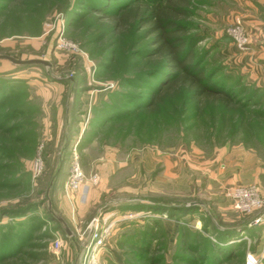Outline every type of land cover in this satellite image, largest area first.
<instances>
[{
  "label": "rangeland",
  "instance_id": "374dc122",
  "mask_svg": "<svg viewBox=\"0 0 264 264\" xmlns=\"http://www.w3.org/2000/svg\"><path fill=\"white\" fill-rule=\"evenodd\" d=\"M33 1L43 18L0 10V55L51 64L0 60V98L7 100L4 105L0 100V149H6L0 153V251L5 255L0 264H80L87 228L101 215L119 223L100 264H209L219 248L231 254L221 253L219 264H246L247 254L260 253L264 224L250 225L258 213L240 214L225 195L227 187L253 184L264 195V89L241 69L249 51L238 52L230 36L235 19L244 21L241 0H193L189 19L190 34L201 38L197 58L230 91L235 105L212 114L191 108L178 117L144 122L130 116L141 103L128 96L149 91L143 83L127 82L142 64L132 65L122 37L98 40L96 14L85 7L87 0H71L65 11L56 0ZM2 6L13 4L0 1ZM81 98H91V105ZM75 146L83 172L99 178L93 188L103 180L110 187L81 218L75 203L81 193L70 200L72 206L64 192ZM146 152L160 155L156 168L129 180L139 167L132 166V154ZM111 154L122 166L115 173L98 166ZM164 157L180 162V177H163ZM39 158L40 174L35 171Z\"/></svg>",
  "mask_w": 264,
  "mask_h": 264
},
{
  "label": "trees",
  "instance_id": "16d2710c",
  "mask_svg": "<svg viewBox=\"0 0 264 264\" xmlns=\"http://www.w3.org/2000/svg\"><path fill=\"white\" fill-rule=\"evenodd\" d=\"M0 1L13 4L12 9L8 6L0 7L1 11L10 9L20 14L28 11L30 14L38 13L43 18L42 13L35 9L36 3L33 0ZM87 1L85 7L96 14L94 20L95 25L99 26L98 40L101 42L112 37H122V44L128 46L132 57V65L137 68L142 64V70L126 80L134 87L143 83L149 95L128 96L129 101L139 100L141 103L139 110L130 116L140 117L144 122L146 117L154 120L161 117L171 119L173 114L178 117L190 112L191 108L212 114L215 108L225 111L235 105L236 100L230 91L214 81L196 56L195 48L201 38L190 34L189 19L193 15V0ZM55 5L65 11L70 8L71 0H56ZM85 15L79 21L86 19L89 14ZM35 25L39 32L41 24L37 22ZM126 37H129L127 43L124 40ZM0 100L4 105L6 95ZM12 115L5 117L10 118ZM1 120L0 130L4 128ZM5 151L4 148L0 149V153ZM218 251L209 264H219L222 261L221 253L226 258L231 256L224 249L219 248ZM0 255L5 258L3 249ZM152 262L156 263L155 260Z\"/></svg>",
  "mask_w": 264,
  "mask_h": 264
},
{
  "label": "built area",
  "instance_id": "2783aa9c",
  "mask_svg": "<svg viewBox=\"0 0 264 264\" xmlns=\"http://www.w3.org/2000/svg\"><path fill=\"white\" fill-rule=\"evenodd\" d=\"M230 36L233 40L235 48L240 53H247L250 50V39L248 29L241 18H236L233 24ZM41 153V152H40ZM39 153V154H40ZM72 162L69 177L65 185V195L69 200L75 198L76 193H81L80 203H86L89 190L92 185L97 184L99 178L97 175L86 176L83 172L77 146L71 152ZM42 158L36 160L35 171L40 174L43 167ZM226 197L232 202L234 209L240 214L252 216L255 218L250 225L258 226L264 224V195L257 184L249 186L234 185L225 188ZM111 217L101 215L95 218L88 226V238L84 248V254L80 264H100L102 250L106 247V243L112 237L113 231L117 227L119 221H112ZM128 217L122 218L126 220ZM262 248L260 253H249L246 256V264H259L264 259V231L262 232ZM56 249H59L61 243L59 240L54 242Z\"/></svg>",
  "mask_w": 264,
  "mask_h": 264
},
{
  "label": "crops",
  "instance_id": "0c3cea01",
  "mask_svg": "<svg viewBox=\"0 0 264 264\" xmlns=\"http://www.w3.org/2000/svg\"><path fill=\"white\" fill-rule=\"evenodd\" d=\"M240 5L241 7L239 14L244 19L251 38L250 50L245 55L243 61H241V69L249 72L250 78L255 81L257 87L264 89V0H241ZM91 100V98L87 100L81 98V101H83L85 104L89 103L91 105ZM156 158L160 159V155L149 152H146L141 156L136 153L132 154V166L133 164H137L139 167L136 169L137 174H134L129 180H134V177L138 178L143 173L152 172L156 168L154 163ZM162 159L165 163L164 171L167 170L165 174H163L164 178L169 180L172 178V180H175L182 175V166L179 161H170L165 157ZM101 162L102 163H99L98 166L103 171H114L115 173L117 169L122 168V166H117V164H119V159L116 158V155L114 154L101 159ZM120 164L123 165V163ZM105 174L103 175L105 176ZM228 186L232 185L230 184ZM93 187L94 186H91L89 190L85 204L80 203L78 198L75 202L77 204V214L79 218H81L83 215H86L95 205H98L101 202L102 196L105 194V192L107 193L110 188L109 182L106 180H103L98 188ZM67 201L73 206V201L72 203L70 200Z\"/></svg>",
  "mask_w": 264,
  "mask_h": 264
},
{
  "label": "water",
  "instance_id": "95a60500",
  "mask_svg": "<svg viewBox=\"0 0 264 264\" xmlns=\"http://www.w3.org/2000/svg\"><path fill=\"white\" fill-rule=\"evenodd\" d=\"M0 60H7V61L11 62L12 64L18 65V66H31V65H42V66H46V67L51 66V64L45 60H40V59L20 60V59H16V58H14L12 56H8V55H0ZM50 212L52 213V216L54 218H56L58 220V222L62 225V228L64 229V231L69 236H72V233L69 230V228L67 227V225L65 224V222L60 217H58L53 212V210H50Z\"/></svg>",
  "mask_w": 264,
  "mask_h": 264
}]
</instances>
